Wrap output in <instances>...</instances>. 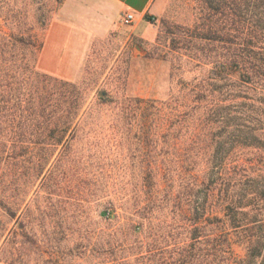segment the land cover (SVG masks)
Segmentation results:
<instances>
[{"label": "trees", "instance_id": "1", "mask_svg": "<svg viewBox=\"0 0 264 264\" xmlns=\"http://www.w3.org/2000/svg\"><path fill=\"white\" fill-rule=\"evenodd\" d=\"M62 1H32L42 29ZM194 1L196 22L188 36L203 41L201 50L210 52L204 56L206 76L180 81L179 98H137L119 111L125 135L152 149L160 140L167 154L158 161L161 166L151 168L157 154L141 153L150 165L144 180L157 177L161 182L146 184L143 197L128 208L138 225L155 210L169 209L171 216L133 257H110L109 264H264V0ZM11 16L17 18V13ZM18 40L36 46L27 27ZM41 46L37 43V49ZM36 77L35 176L22 195L20 224L32 229L29 203L40 200L34 206L41 228L39 257L57 264L63 259L53 242L62 237L53 235L68 225L56 212L65 204L66 174L57 162L84 115V103H72L71 83L42 71ZM100 205L102 218L115 216L110 202L96 203ZM47 225L53 230L47 232ZM113 251L92 247L88 253L109 258Z\"/></svg>", "mask_w": 264, "mask_h": 264}, {"label": "rangeland", "instance_id": "2", "mask_svg": "<svg viewBox=\"0 0 264 264\" xmlns=\"http://www.w3.org/2000/svg\"><path fill=\"white\" fill-rule=\"evenodd\" d=\"M32 1L0 0V264H55L39 257L41 228L34 206L41 205L40 200L29 203L32 229L20 224L22 195L35 176L31 141L37 71L71 83L72 103H84V115L57 162L66 174L65 204L56 212L68 221L66 229L53 235L62 237L53 242L63 259L57 264H109L110 257H133L163 231L162 222L171 216L169 209L155 210L138 225L128 208L143 197L146 184L161 182L157 177L144 180L143 171L161 166L158 161L167 154L160 140L152 149L125 135L119 111L137 98H179L180 81L206 76L209 65L203 62L210 52L201 50L203 41L188 36L196 22L195 1L157 0L156 11L143 22L150 30L147 36L134 30L132 21L124 22L122 11L105 20L94 10L97 0H63L42 29ZM26 27L36 46L18 40ZM146 150L157 154V163L147 166L141 155ZM13 152L19 153L14 160L8 157ZM98 202H110L115 216L102 218ZM46 230L53 227L47 225ZM108 246L114 250L109 258L88 253L92 247Z\"/></svg>", "mask_w": 264, "mask_h": 264}, {"label": "crops", "instance_id": "3", "mask_svg": "<svg viewBox=\"0 0 264 264\" xmlns=\"http://www.w3.org/2000/svg\"><path fill=\"white\" fill-rule=\"evenodd\" d=\"M94 10L97 9V14H102L105 20H112L114 13L122 11L132 12L134 19L132 20V26L134 30L141 29V35L147 36L150 32L143 22H147L145 17L148 14H153L156 11L157 0H97Z\"/></svg>", "mask_w": 264, "mask_h": 264}, {"label": "built area", "instance_id": "4", "mask_svg": "<svg viewBox=\"0 0 264 264\" xmlns=\"http://www.w3.org/2000/svg\"><path fill=\"white\" fill-rule=\"evenodd\" d=\"M134 19V15L132 12H125L123 15V21L126 23L131 22Z\"/></svg>", "mask_w": 264, "mask_h": 264}]
</instances>
